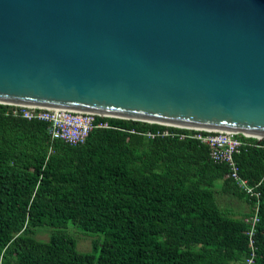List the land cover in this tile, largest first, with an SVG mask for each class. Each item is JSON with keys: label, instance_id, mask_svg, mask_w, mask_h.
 I'll list each match as a JSON object with an SVG mask.
<instances>
[{"label": "water", "instance_id": "obj_1", "mask_svg": "<svg viewBox=\"0 0 264 264\" xmlns=\"http://www.w3.org/2000/svg\"><path fill=\"white\" fill-rule=\"evenodd\" d=\"M0 104L264 139V0H0Z\"/></svg>", "mask_w": 264, "mask_h": 264}, {"label": "trees", "instance_id": "obj_2", "mask_svg": "<svg viewBox=\"0 0 264 264\" xmlns=\"http://www.w3.org/2000/svg\"><path fill=\"white\" fill-rule=\"evenodd\" d=\"M0 104V264H240L248 223L231 217L215 188L248 200L214 164L205 145L114 128L85 143L51 140L49 124ZM136 132L158 124L106 118ZM239 137L243 138L242 135ZM235 156L240 175L261 182L256 264H264V139ZM69 223L100 234L80 252ZM49 229L47 241L36 232Z\"/></svg>", "mask_w": 264, "mask_h": 264}, {"label": "built area", "instance_id": "obj_3", "mask_svg": "<svg viewBox=\"0 0 264 264\" xmlns=\"http://www.w3.org/2000/svg\"><path fill=\"white\" fill-rule=\"evenodd\" d=\"M6 106H9L8 113L12 116L48 123L51 140H60L69 146L84 144L89 133L94 129L109 128L140 134L149 140L162 137L177 140L194 139L199 141L207 147L208 156L214 164H223L226 166L227 170L224 179L229 180L248 200L250 212L245 220L249 225L248 230L245 232L247 236L248 252L243 264H256L258 246L255 237L258 224L260 223L261 182L251 183L243 178L239 173V168L234 159L244 147L251 145L255 146L254 142H250V140L254 138L246 136L241 138L239 137L240 134L228 131L197 130L169 125H160L161 128L155 131L146 130L139 133L134 129L124 130L112 126L106 118L114 117L68 109L19 105Z\"/></svg>", "mask_w": 264, "mask_h": 264}, {"label": "rangeland", "instance_id": "obj_4", "mask_svg": "<svg viewBox=\"0 0 264 264\" xmlns=\"http://www.w3.org/2000/svg\"><path fill=\"white\" fill-rule=\"evenodd\" d=\"M220 185H221V183H218L215 190L217 193L221 194L222 192L220 190ZM223 194H225V193H223ZM224 199H225L224 196L218 197V200L221 201L220 205L221 204L223 205L222 207H224V205H225ZM235 202H238V199H236V197L233 198V203H235ZM67 231H69L70 234H73L74 238L76 237L77 249L80 252H84V253L91 252L92 251L91 243H92L93 239H95L96 242H99V244L102 241V236L100 234L94 235L91 233H85V232L81 231L80 229L75 228L72 223H69ZM49 233H50L49 229L41 228L36 232L35 238L37 240H40V241H47L49 238Z\"/></svg>", "mask_w": 264, "mask_h": 264}, {"label": "crops", "instance_id": "obj_5", "mask_svg": "<svg viewBox=\"0 0 264 264\" xmlns=\"http://www.w3.org/2000/svg\"><path fill=\"white\" fill-rule=\"evenodd\" d=\"M250 142H253V141L250 140ZM221 195L225 197L224 207H222L223 206L222 204L220 205L221 201L218 200L219 196L222 197ZM233 198H234V196L232 194H229V193L223 194V192L220 194V193L216 192V201H217L218 206L220 208H222L223 210L228 211V213H230L231 217L241 218L244 214H248L250 212V207H249L248 202H246L245 200H242V199H238L236 197V199H238V202L233 203ZM245 220H246V218H245ZM240 264H243V262Z\"/></svg>", "mask_w": 264, "mask_h": 264}]
</instances>
